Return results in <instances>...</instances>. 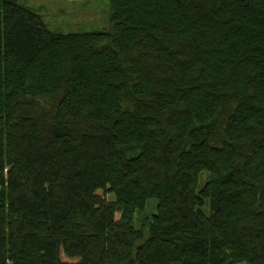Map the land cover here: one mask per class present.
<instances>
[{
  "label": "trees",
  "instance_id": "obj_1",
  "mask_svg": "<svg viewBox=\"0 0 264 264\" xmlns=\"http://www.w3.org/2000/svg\"><path fill=\"white\" fill-rule=\"evenodd\" d=\"M108 6L0 0V264H264V0Z\"/></svg>",
  "mask_w": 264,
  "mask_h": 264
},
{
  "label": "rangeland",
  "instance_id": "obj_2",
  "mask_svg": "<svg viewBox=\"0 0 264 264\" xmlns=\"http://www.w3.org/2000/svg\"><path fill=\"white\" fill-rule=\"evenodd\" d=\"M24 5L41 14L49 29L58 32H80L106 29L109 26L108 0H19ZM206 181V175L199 180V187ZM100 196L112 199L111 193L98 190ZM155 202V201H154ZM154 202L149 201L133 216L137 230L142 231L143 238L147 237L150 216L154 211ZM115 218H119L116 213ZM242 264V263H240Z\"/></svg>",
  "mask_w": 264,
  "mask_h": 264
}]
</instances>
